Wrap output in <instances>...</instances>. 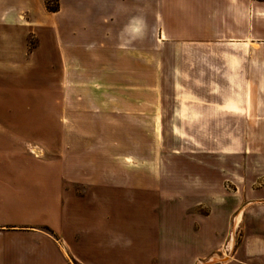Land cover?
Here are the masks:
<instances>
[{
    "label": "rangeland",
    "instance_id": "1",
    "mask_svg": "<svg viewBox=\"0 0 264 264\" xmlns=\"http://www.w3.org/2000/svg\"><path fill=\"white\" fill-rule=\"evenodd\" d=\"M252 1L174 9L184 34L153 22L149 36L125 37L142 56L117 60L124 72L92 70L93 36H0V176L18 180L19 225L55 239L105 226L142 264H190L153 263L157 228L195 242L188 229L215 224L220 200L264 190V0ZM243 210L228 218L229 250Z\"/></svg>",
    "mask_w": 264,
    "mask_h": 264
},
{
    "label": "crops",
    "instance_id": "2",
    "mask_svg": "<svg viewBox=\"0 0 264 264\" xmlns=\"http://www.w3.org/2000/svg\"><path fill=\"white\" fill-rule=\"evenodd\" d=\"M237 1L247 6L254 3L252 0ZM223 3L228 0H59V11L50 13L46 0H0V36H25V33L75 38L93 36L99 40L96 54L90 57L95 62L92 70L124 72L129 69L116 68L117 60L123 63L129 55L142 56V50L135 47L138 41L134 47L139 52L130 51L129 45L123 42L125 37L136 40L149 36V26H153V22L164 35L182 36L184 33L175 27L174 9H213ZM117 47L124 49L123 52L116 53ZM64 65V70L70 71V66ZM15 181L14 177L0 176V264H142L143 251L133 252L129 244L108 240L105 226L87 229L77 225L71 228L75 235H62L60 239L34 227L20 226L19 212H14L9 200L16 190L18 180ZM263 191L246 204L243 197L236 199L233 207L220 200L215 206L216 223L213 224V215L204 220L199 218V228L188 229L196 238L189 244L180 243L179 238H184L179 231L160 225L156 233L157 257L153 263L159 260L174 262L191 254L190 264H197L218 257L216 253L220 252L218 258L228 260L216 264H264ZM239 208H244L240 224H237L241 236L229 250L225 246L227 222L232 211ZM60 232L69 231L61 228ZM188 250L191 253H187Z\"/></svg>",
    "mask_w": 264,
    "mask_h": 264
},
{
    "label": "trees",
    "instance_id": "3",
    "mask_svg": "<svg viewBox=\"0 0 264 264\" xmlns=\"http://www.w3.org/2000/svg\"><path fill=\"white\" fill-rule=\"evenodd\" d=\"M50 0H46V8L47 11L50 13H55L59 11V2L58 0H55V5H50Z\"/></svg>",
    "mask_w": 264,
    "mask_h": 264
}]
</instances>
